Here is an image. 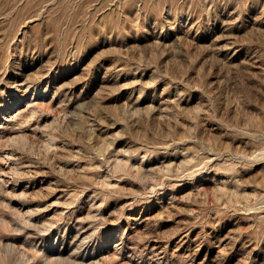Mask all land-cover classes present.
<instances>
[{"label":"rangeland","instance_id":"obj_1","mask_svg":"<svg viewBox=\"0 0 264 264\" xmlns=\"http://www.w3.org/2000/svg\"><path fill=\"white\" fill-rule=\"evenodd\" d=\"M0 264H264V0H0Z\"/></svg>","mask_w":264,"mask_h":264}]
</instances>
